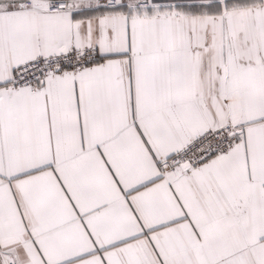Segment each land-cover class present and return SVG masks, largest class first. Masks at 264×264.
Segmentation results:
<instances>
[{
	"label": "snow or ice",
	"instance_id": "1",
	"mask_svg": "<svg viewBox=\"0 0 264 264\" xmlns=\"http://www.w3.org/2000/svg\"><path fill=\"white\" fill-rule=\"evenodd\" d=\"M0 264H264V0H0Z\"/></svg>",
	"mask_w": 264,
	"mask_h": 264
}]
</instances>
